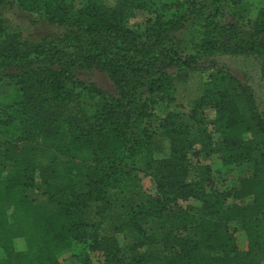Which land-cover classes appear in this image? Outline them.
<instances>
[{"label":"trees","instance_id":"1","mask_svg":"<svg viewBox=\"0 0 264 264\" xmlns=\"http://www.w3.org/2000/svg\"><path fill=\"white\" fill-rule=\"evenodd\" d=\"M240 3L0 0V84L10 90L0 100V264H61L57 253L74 242L86 246L78 264H264V112L252 88L213 60L254 55L264 77V0L252 19L232 11ZM13 5L53 32L24 40L2 16ZM136 9L147 16L130 24ZM194 70L208 71L198 103L216 112L212 133L196 109L193 123L179 112L156 119V105ZM160 137L169 153L156 158ZM205 148L249 167L239 187H214L198 161ZM144 177L154 187L139 197ZM35 189L54 210L29 196ZM190 198L200 205L181 204ZM5 204L17 211L12 227Z\"/></svg>","mask_w":264,"mask_h":264},{"label":"rangeland","instance_id":"2","mask_svg":"<svg viewBox=\"0 0 264 264\" xmlns=\"http://www.w3.org/2000/svg\"><path fill=\"white\" fill-rule=\"evenodd\" d=\"M84 0H75L77 6H81ZM107 4H111L113 0H101ZM161 2H174L178 0H160ZM263 3V0H241V3L232 8V11L240 15L244 19H252L255 15L257 8ZM2 16L5 19L7 26L17 29L22 38L26 41H39L45 35L53 32V28L43 22H37L34 15H30L23 12L15 5L11 7H4L2 9ZM147 13L145 10L136 9L134 10L133 16L130 18V24H141ZM230 13L226 16V19H230ZM214 62L217 66L223 68L229 73L235 75L244 83L249 85L254 93L255 101L259 110L264 112V77L261 72V60L254 55H218L214 57ZM206 66V62L203 63ZM208 76V71L206 70H194L189 71L186 79L183 82L175 83V90L173 93V98L170 101L160 102L155 107L156 119L164 116L167 112H179L184 116V119L193 123V120L189 118L192 109H196L195 119L200 122L199 125L206 129V132L212 133V126L214 119L216 117L215 110L208 106L198 103L199 97L202 94L204 88V83L206 82ZM91 79L94 80L100 87L105 90H112L111 83L106 77L100 73H93ZM10 92L9 87L0 84V100L7 96ZM198 128L192 125V130ZM215 142L217 139L213 138ZM195 147L201 149L200 144H195ZM169 153V142L165 138H155L153 142V154L156 158H162L167 156ZM198 161L201 164H208L211 169V176L213 177L214 187L219 191L230 190L239 187L240 179L246 174L248 166L244 163H223L218 158L217 153H208L206 148L198 154ZM82 183V179H78ZM153 183L150 179L144 177L142 180V186L139 189L140 196L145 195L144 191L153 190ZM29 196L34 201H39L43 204L47 211H52L55 209L56 204L53 201L43 197L40 194L39 189L31 190ZM139 199V198H138ZM183 206L193 205L199 206L200 202L190 198L187 201H181ZM8 214L9 227L13 226L15 215L17 211L10 205H4ZM121 209L117 208L116 212H120ZM111 219L107 218L105 221V227L103 228L105 232H111ZM231 229H235L234 235L236 241L241 248L247 246V236L245 232L240 228L238 222L229 223ZM116 239L119 244L124 248L127 244L126 240L122 238L121 235L116 234ZM21 241L16 243L18 248H21ZM86 250L84 242H74L69 248L61 250L57 253V258L61 264H78L74 255L82 253ZM4 257L3 250L0 248V258ZM99 259V255L95 254L93 260Z\"/></svg>","mask_w":264,"mask_h":264}]
</instances>
